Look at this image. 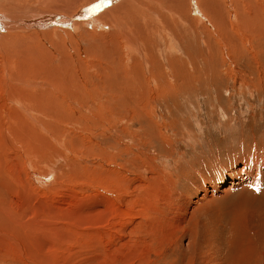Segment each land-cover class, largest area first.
I'll return each instance as SVG.
<instances>
[{
  "label": "rangeland",
  "instance_id": "1",
  "mask_svg": "<svg viewBox=\"0 0 264 264\" xmlns=\"http://www.w3.org/2000/svg\"><path fill=\"white\" fill-rule=\"evenodd\" d=\"M107 1L0 0V264H264V0Z\"/></svg>",
  "mask_w": 264,
  "mask_h": 264
},
{
  "label": "bare ground",
  "instance_id": "2",
  "mask_svg": "<svg viewBox=\"0 0 264 264\" xmlns=\"http://www.w3.org/2000/svg\"><path fill=\"white\" fill-rule=\"evenodd\" d=\"M113 1V3L115 2L116 3V1H118V0H110V1H107L106 3H110V2H112ZM113 3H111V5L113 4ZM107 4V5H108ZM83 13V12H82ZM82 13H81V17H83V15H84V17H87V16H92L93 14L91 13V10H88L87 12L85 11V13L82 15ZM35 16H39V15H37V14H34ZM3 19H6V18H4V17H0V22L3 20ZM89 19V18H88ZM43 20H45V19H42L39 23H37L36 25H40V24H45L46 22H48V23H50L49 22V20H46L45 22L43 21ZM53 21V20H52ZM12 22H14V21H8V19H6V21L4 20V23H6V24H12ZM44 22V23H43ZM2 23V22H1ZM28 25V24H27ZM3 29H1V27H0V33H2L1 31H2ZM79 41V40H78ZM77 41V42H78ZM80 42V41H79ZM117 44V43H116ZM56 46H53V48H55ZM0 51L2 52L1 53V55L2 56H4V57H6L7 55H6V53H5V51L3 50V48L1 47V45H0ZM78 52H82V51H80V50H78ZM84 52H85V49H84ZM88 54V53H87ZM96 55H97V53H96ZM100 54H98V56H99ZM104 56H102V55H100V58H103ZM7 58V57H6ZM146 58V57H145ZM66 59V58H65ZM115 59V58H114ZM10 60V59H9ZM8 60V61H9ZM14 60V59H13ZM96 60H97V58H96ZM102 60V59H101ZM112 62H116V61H112ZM7 63V65L8 66H12V64H13V61L12 62H10V63H8V62H6ZM121 63V62H120ZM123 64V63H122ZM146 65H149L148 63L146 64ZM8 77V76H7ZM72 78V77H71ZM70 80H73V78L72 79H70ZM7 82V81H6ZM75 82V81H74ZM77 82V81H76ZM72 83V82H71ZM72 84H74V83H72ZM71 84V85H72ZM123 86V85H122ZM117 88H119V84H116V88H115V91H118V90H116ZM126 87H124V89H125ZM123 91V90H122ZM121 92V91H120ZM118 93H119V91H118ZM118 95V94H117ZM14 102H16L18 105H20L21 107H19V108H23L24 110H25V112H27V113H30V110L25 106V104H24V102H22L20 99H18V98H14ZM139 102V101H138ZM121 103H123L124 104V102H122L121 101ZM136 103V102H135ZM132 104H134V103H132ZM135 107V106H134ZM23 150V152L25 153V154H27V152L24 150V149H22ZM206 180V179H205ZM222 185H224V183H226V180H224V181H222V182H220ZM202 190H203V192H204V195L203 196H207V194H208V190H207V188L206 187H204L203 186V188H202ZM207 191V192H206Z\"/></svg>",
  "mask_w": 264,
  "mask_h": 264
},
{
  "label": "built area",
  "instance_id": "3",
  "mask_svg": "<svg viewBox=\"0 0 264 264\" xmlns=\"http://www.w3.org/2000/svg\"><path fill=\"white\" fill-rule=\"evenodd\" d=\"M233 181H236V180H233Z\"/></svg>",
  "mask_w": 264,
  "mask_h": 264
}]
</instances>
